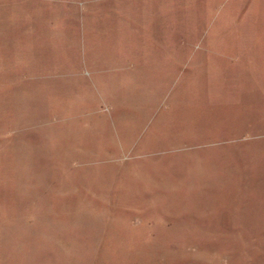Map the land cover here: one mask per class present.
<instances>
[{
	"label": "rangeland",
	"instance_id": "rangeland-1",
	"mask_svg": "<svg viewBox=\"0 0 264 264\" xmlns=\"http://www.w3.org/2000/svg\"><path fill=\"white\" fill-rule=\"evenodd\" d=\"M0 264H264V0H0Z\"/></svg>",
	"mask_w": 264,
	"mask_h": 264
}]
</instances>
